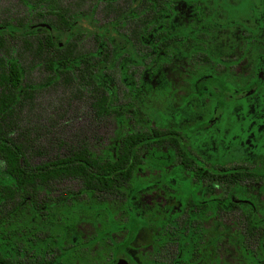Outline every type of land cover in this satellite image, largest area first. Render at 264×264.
Returning <instances> with one entry per match:
<instances>
[{
    "label": "rangeland",
    "instance_id": "374dc122",
    "mask_svg": "<svg viewBox=\"0 0 264 264\" xmlns=\"http://www.w3.org/2000/svg\"><path fill=\"white\" fill-rule=\"evenodd\" d=\"M35 13L36 11L28 8L22 0H0V20H14L25 17L29 25L39 22L45 23L44 20L38 21ZM77 21L75 31L86 32L82 44L92 45L89 31L94 30L100 24H104L105 19L102 20L101 16H96V19L83 16ZM39 32L44 33L46 31L40 30ZM55 34L57 38L65 41L64 34L58 32H55ZM251 34L255 36L253 31H251ZM16 51L17 48L12 51L13 54ZM1 54L3 55L5 52L3 51ZM134 58L132 56V59ZM131 68H135L133 64H131ZM211 73L209 67H206L196 75L190 74L188 79L185 77L183 81L194 86ZM48 75L42 65H36L30 69L27 77L29 81L37 85L34 99L26 106L23 112L24 119L21 120V124L31 132L34 141L33 164L65 155L71 150L82 146H88L97 155L105 157L107 153L116 150L123 135L133 131L147 130L148 126H156L167 130L173 129L174 131L180 129L179 131L189 141L188 144L197 152V158L192 157L190 153H186V161L193 162L200 167H209L216 175L224 173L218 167H228L227 165L234 164L241 159L247 165L253 164L250 171H264V131L258 125L260 119L258 113L261 108L259 104L262 103L260 95L253 98L243 97L238 100L236 98H231L228 101L223 99V102L227 105L225 107L219 105L218 107L212 94L209 93L210 96H208V93L199 89L196 90V86L193 87L190 93H184L180 85L177 86L171 78L159 76L158 79L162 78L159 85L155 88L152 85H145L144 89L126 86V82L122 80V83L129 90L134 91V99L130 98V100H135V103L133 107L129 108L130 112L126 111L124 113L125 119L120 120L117 114L103 115L99 113L93 105L95 98L91 95V91L82 90L78 80L68 82L62 79L41 87L39 84L46 83ZM231 82L234 89L240 87L234 80H231ZM123 91L124 87L121 84L117 89L116 97V102L119 105L124 104L126 100L124 94L127 91ZM144 98H147L148 101ZM214 109H218L221 114H219L220 116L213 127H207L205 125L211 120ZM148 118H150L151 123L150 121L147 123L146 119ZM182 125L184 128H182ZM244 140L250 144V147L248 144L245 143V145L244 142H241ZM164 150L163 147H154L152 153L154 156L159 157ZM148 156L150 154L143 159L142 169L138 170L134 176L130 188L136 187V184L139 183L141 189H146L137 192L139 204L135 202L137 205L133 204L130 207V203L127 205L125 197L121 198L119 196H108V204L93 203V200L84 197L87 203L82 201L79 207H77V204H69L62 214V221L68 224L70 230L72 229L71 232H68V234L70 233L69 237L64 233L66 228L62 227V236L57 237L54 242L51 240V236H45L43 241L53 242L54 247L67 244L76 247L70 252L71 255L68 254L72 258L70 264H113L118 255L115 257L113 252L112 258L109 253L115 249L107 248V242H111L113 245V232L126 230L129 231L132 237L135 235L137 237V232L141 229L149 232L152 228L158 226L163 231L160 240H157L158 236L157 238L156 236H150V240H145L142 243V248H155L171 241L168 232L170 230H179L178 235L180 237L183 235L184 230L185 236L182 239L179 237L178 244L181 241L182 245L188 246L182 256L184 264H189L187 259L191 250V243L188 244L187 242L191 241L189 233L193 235L191 231L196 230L201 248L208 246L209 240L213 246L217 247L214 263L221 264L222 254L218 248L220 247L223 248L222 253L224 255L226 254V248L229 254L231 253L230 257L229 254L227 257H223V260L227 261L228 264H264V246H261L258 255L245 253L246 250L242 248V237L239 234L242 223L239 221L238 216L226 220V222L213 217L211 221L214 224L206 229L201 225V222L207 221V219H202L205 212L215 211L217 209L215 206L218 207V203L210 198L211 195L202 194L205 193L202 190L207 185L204 186L203 182L198 181L190 182V177L188 178L187 175L179 173L180 169L174 171L166 169L165 171L160 168L158 174L156 170H151L149 167L160 166L162 163L172 165L173 161L166 160L163 157ZM152 174H155V176L158 174V176H150ZM232 184V195L244 199L246 195L241 191V187L237 183ZM79 187V181L66 180L58 190L65 191V188L77 190ZM166 187L170 189L169 195L167 194L166 197L169 202L163 203L164 197L157 201L158 194H153V192H160V189ZM58 190L55 191L56 194ZM195 190H199L200 193ZM189 197L193 198L194 208H183L186 198ZM203 201H206V207H202ZM157 202L163 203L162 206L159 207ZM248 206L250 209L253 208L250 204ZM78 208L81 210L80 212ZM148 208L164 210V216L157 218L156 216L159 213L149 212ZM114 210H116L115 219H113ZM128 213H133L132 217L137 221L136 223L133 220L135 222L133 227L136 226L135 229L138 230L131 232V227L127 223ZM257 213L254 220L264 222V201L262 200L258 202ZM181 216L187 218L188 221L189 219H197L195 227L190 226L187 229L181 226L180 229L177 228L174 221ZM96 222L102 224L97 225ZM117 237L121 238L122 233H119ZM133 244H131V248L134 250V247L137 246L133 247ZM248 245H250L249 249L255 251L257 244L254 240L249 241ZM63 257L66 256L63 255ZM131 263L164 264L161 261L155 263L151 258L143 259L142 262H136L132 259Z\"/></svg>",
    "mask_w": 264,
    "mask_h": 264
},
{
    "label": "trees",
    "instance_id": "16d2710c",
    "mask_svg": "<svg viewBox=\"0 0 264 264\" xmlns=\"http://www.w3.org/2000/svg\"><path fill=\"white\" fill-rule=\"evenodd\" d=\"M135 1L134 10L128 6L117 7L113 0L110 1L108 10L114 13L103 14L104 24L89 31L93 42L89 46L82 44L86 32L75 31L76 21L83 16L96 19L99 15L88 10L82 14L71 11L64 0H22L28 8L36 11L38 21L44 20L51 28L36 30L25 17H21L7 19L0 31V264H44L42 251V255L35 253L34 260L31 259V250H26L25 258L16 253H20L22 245L30 239L29 235L21 233L25 223L32 222V215L25 213L29 206L25 200L27 197L36 198L37 193L40 197L43 193L48 197L53 188L57 191L68 179L79 181L80 187L58 190L54 196L60 202L56 206L57 215L64 213L66 204L71 202L79 207L82 201L87 203V198L93 203L108 204V196L125 197L127 205L133 206V192L128 185L143 159L148 154V157L152 156L150 147L162 143V131L157 129L152 134L148 130L129 132L121 137L116 150L105 157L97 155L88 146H82L65 155L33 164L34 141L21 120L37 90V85L27 78L30 69L36 65H42L49 74L47 82L39 84L41 87L62 79L68 82L78 80L82 90L91 91L95 98L93 105L99 113L117 114L120 120L125 119L124 113L130 112L129 108L134 105V91L126 86L144 89L146 85L142 76L144 68L138 70L137 77L131 64L143 67L147 25L158 26L161 22L159 0H152L150 12L146 0ZM153 31L157 41L152 44L156 52L151 63L154 75L160 76L163 46L159 42V28ZM55 32L64 34L65 41L57 38ZM131 38L142 45L131 42ZM15 47L17 51L13 54ZM3 51L4 55L1 54ZM132 56L138 60H133ZM173 64L178 66L179 63L174 59ZM158 78L155 77L157 81L153 88L159 85ZM121 84L127 92L124 104L119 105L116 97ZM31 168L37 171L28 170ZM78 211L81 210L78 208ZM115 213L116 210L113 215ZM132 215L128 213L127 222L131 232L138 230L133 227L137 221ZM121 246L123 244L119 242L118 248Z\"/></svg>",
    "mask_w": 264,
    "mask_h": 264
},
{
    "label": "flooded vegetation",
    "instance_id": "af4514ba",
    "mask_svg": "<svg viewBox=\"0 0 264 264\" xmlns=\"http://www.w3.org/2000/svg\"><path fill=\"white\" fill-rule=\"evenodd\" d=\"M110 1L112 0H64V3L66 7L76 13L82 14L88 10V12L102 17L106 13H114V11L108 10ZM113 3L117 7L120 5L123 7L128 6V8L130 7L134 10L137 2L135 0H113ZM146 3L148 5L147 11L150 12L152 0H146ZM159 5L161 22L158 26L156 24L147 25L148 35L143 45L145 46L143 67L139 64H137V67L133 63L135 67L132 69L133 74L139 77L138 70L144 68L142 76L145 84L151 86L156 83L157 79L155 77H159V75H154L151 62L156 52L152 44L157 41L155 38L156 32L153 29L159 28V35L161 36L159 42L163 46L160 77L171 78L176 82L177 86L180 85L184 93H190L193 87L196 86V90L199 89L202 92H206L208 96L212 94L217 101L218 107L219 105L221 107L227 105L223 102V99L228 101L231 98H236L238 100L243 97L253 98L256 95H260L262 103L259 104L261 108L258 113L260 117L258 125L264 131V0H159ZM5 22L6 20H0V31L5 27ZM76 22L78 24V21ZM41 23H32L31 25L36 30L45 28L39 25ZM251 31H253L255 36L251 34ZM3 35L6 37V34L3 33ZM131 42L142 45L135 38H131ZM174 59L179 63L178 66L173 64ZM133 60L137 61L138 59L134 58ZM206 67H209L212 73L205 76L200 83L192 86L190 83L183 81L185 77L188 79L190 74L196 75ZM231 80L237 82L240 87L234 89ZM160 81H162V78L159 79ZM144 100L148 101L147 98H144ZM131 113L134 114L132 111ZM219 114H221L219 110L214 109L211 120L205 126L213 127L220 116ZM146 120L148 123L150 118ZM182 128H184L183 125ZM157 129L163 132L160 137L162 143L152 145L150 150L152 151L154 147L165 148L158 158L163 157L166 160H172L173 164L164 165L162 163L160 166H150L149 169L156 170L158 174L160 168L165 171L166 169L168 171L180 169L179 173L187 175L188 178L190 177V182L198 181L200 183L203 182L204 186L207 185L202 190L205 193L202 194L211 195L210 198L218 203V207L215 206L217 208L215 211L205 212L202 219H207V221L201 222V225L206 229L214 224L211 221L213 217L226 222V220H230L233 217L237 218L238 216L239 221L242 223V229L239 232L240 237H242V248L246 250L245 253L258 255L261 251V246H264V226L263 222L254 220V216L258 214V202L260 200L264 201V171H250L253 164L247 165L241 159L234 164L227 165L228 167H218L224 173L216 175L209 167H200L193 162L186 161V153H190L192 157L197 158V152L188 144L189 141L179 131L180 129H175L174 131L173 129L167 130L156 126H148L147 130L152 134ZM218 130L220 131V129ZM241 142L246 143L245 140ZM246 144L250 147L249 143ZM151 155L153 156L154 154ZM141 169L142 167L140 166L135 175ZM28 170L37 171L36 168ZM153 175L157 177L155 174L150 176ZM132 180L128 185L130 188ZM232 183H237L241 187V191L246 195L244 199L232 195ZM138 184L131 189L134 204H139L137 192L146 190L141 189ZM252 187L253 189L251 190ZM169 191L170 189L166 187L165 189H160V192H153V194H158L157 201L164 197V203L169 202L168 198H166L167 194L169 195ZM195 191L200 193L199 190ZM55 195V188H53L50 194L47 195L48 197H45L46 194L44 193L43 197H40L41 195L37 193L36 198L27 197L28 199L25 200L29 205L25 209V213L32 215V222L30 224L25 223V227L21 228L22 234L30 236V239L27 240L30 244L25 242L21 247L20 253L15 251L20 258H25L26 250H31L32 257H30L33 260V257H36L35 253L39 255L41 251L43 252L42 259L44 264H70L72 261L68 254L71 255L72 253L70 252L76 247H72L69 244L58 247L53 246L55 239L62 236V227L66 228L64 233L68 237L70 235L68 232L72 230H70L68 224H65L66 222L62 221V215H57L56 206L60 202L54 197ZM157 203L159 207L163 204L161 202ZM202 203V207H206V201ZM184 204L183 208L187 209H190L189 207L194 208L193 205H195L192 197L186 198ZM249 204L253 208L250 209ZM68 205L69 203L66 204L65 209ZM148 211L159 213L156 216L157 218L164 216V210L160 211L159 208L155 210L148 208ZM115 218L113 215V219ZM197 221V219H189L188 221L187 218L181 216L174 221V224L179 229L181 226L190 228V226L195 227ZM75 224L78 225L76 222ZM96 224L101 225L102 223L96 222ZM178 231H168L171 241H167L165 244L155 248L144 249L141 247L142 243L145 240H150V236H156V238L158 236L157 240H160L163 231L158 226L154 229L152 228L149 232L141 229L137 232V237L136 235L132 237L129 231L118 230L113 232V245L111 242H107V248L115 249L114 251L110 249L111 252L109 254L112 258L113 252L115 257L118 255L113 264L120 259H126L129 264H132V259L136 262H142L146 258H151L155 263L161 261L164 264H184L182 255H184V250H187L188 246L182 245L181 241L178 244L180 237ZM191 232L193 233V235L189 233L191 241L187 242L188 244L191 243V250L187 259L188 263L216 264L214 259L217 247L213 246L209 240L208 246L201 248L199 237L196 235L197 231L193 230ZM119 233H122L121 238L117 237ZM45 236H51L53 242H44ZM184 236L185 231L183 230V235L180 238L182 239ZM251 240H254L257 244L255 251L249 249L250 245L248 243ZM119 242L123 244L121 248H118ZM132 243H134L133 247L137 246L134 247V250L131 248ZM110 245L112 247H109ZM218 248L222 254L221 264L227 263V261L223 260V257L228 256V249L226 248V254L224 255L222 253L223 248ZM91 252L93 253L92 249ZM63 255L66 257L64 258ZM230 255L231 253L229 257Z\"/></svg>",
    "mask_w": 264,
    "mask_h": 264
},
{
    "label": "water",
    "instance_id": "95a60500",
    "mask_svg": "<svg viewBox=\"0 0 264 264\" xmlns=\"http://www.w3.org/2000/svg\"><path fill=\"white\" fill-rule=\"evenodd\" d=\"M41 27H47V28H51V25L47 24V23H41L39 24ZM115 264H129L128 261L126 259H120L119 261H117Z\"/></svg>",
    "mask_w": 264,
    "mask_h": 264
}]
</instances>
